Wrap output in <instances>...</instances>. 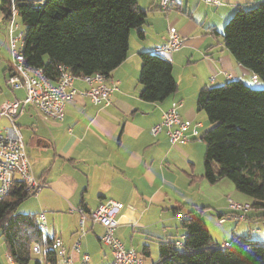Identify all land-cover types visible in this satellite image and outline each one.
<instances>
[{
  "label": "crops",
  "instance_id": "crops-1",
  "mask_svg": "<svg viewBox=\"0 0 264 264\" xmlns=\"http://www.w3.org/2000/svg\"><path fill=\"white\" fill-rule=\"evenodd\" d=\"M217 1L208 4L204 0H174L168 10L161 11L154 0H137L146 12L141 26L143 35L140 37L137 29L130 30L127 57L109 76L118 82L109 104L94 105L88 97L77 94L65 103L61 121L44 119L30 105L19 112L16 120L33 175L44 184L24 199L23 212L43 213L47 233L55 235L66 248L69 249L79 235V214L70 209L84 206L93 210L108 198L124 204L120 212L124 223L114 230V235L137 252L143 245H148L150 251L149 242L156 239L155 236L165 238L177 233L180 220L172 210L174 206L186 204L180 212L205 207L202 216L205 211L220 210L217 216L221 218V225L226 223L228 214L232 219L255 221L234 217L227 205L228 198L251 202L234 187L222 193L218 190L217 200L205 196L206 187L215 189L225 180L221 178L212 184L204 177L199 179L204 173L203 142L172 144L165 132L157 136L149 132L162 112L174 104H180L182 119L200 123L199 128H203L202 111L197 109L196 98L204 86L219 85L231 79L253 87L264 85L251 70L236 62L222 36L213 34L214 30H222L237 8L264 0ZM169 26H174L183 38L182 46L168 55L177 89L162 102H147L139 96L142 89L139 53L153 52V48L167 38ZM8 75L9 54L0 8V103L22 99L25 95L23 89L6 85ZM73 86L79 91L87 87L79 77L73 80ZM1 124L5 125L6 120L1 119ZM199 128L201 136L203 132ZM258 209L264 211L262 207ZM250 212L251 208L245 216L258 214ZM96 225L86 222L80 251L72 254L71 264H81L83 253L89 256V264H114L110 251V254L102 248L98 251L103 228ZM234 227L230 228V234L222 231V242L220 237L210 234L212 240L222 245L231 244L235 240L232 238L243 236L235 235ZM244 227L250 229V223ZM256 232L261 233L259 229ZM184 233L181 232L182 237ZM258 241L264 243V238ZM1 243L3 245V241ZM96 250L99 254L91 262L90 254H95ZM107 255L109 261L104 263L102 257Z\"/></svg>",
  "mask_w": 264,
  "mask_h": 264
},
{
  "label": "trees",
  "instance_id": "trees-1",
  "mask_svg": "<svg viewBox=\"0 0 264 264\" xmlns=\"http://www.w3.org/2000/svg\"><path fill=\"white\" fill-rule=\"evenodd\" d=\"M0 8L5 22L9 0H2ZM17 9L24 30V62L42 68L52 82L59 65L67 66L75 77L94 72L109 77L127 57L130 30L143 35L146 15L137 0H17ZM213 34L221 35L236 62L264 83V1L237 8ZM139 57L140 98L162 102L177 89L169 56L143 51ZM196 106L209 126L200 136L205 154L199 179L213 184L227 178L237 192L251 199V209L264 208V87L236 79L207 85L200 89ZM32 191L14 181L0 199V235L6 253L12 264H60L56 237L39 226V215L15 212ZM185 205L172 207L174 214ZM204 208L184 212L188 217L180 220L185 232L180 245L173 236L160 238L158 257L150 264H264V243L249 235L236 236L229 245L215 243L202 216ZM245 217L264 221V211ZM138 253L148 260L149 246L143 245Z\"/></svg>",
  "mask_w": 264,
  "mask_h": 264
},
{
  "label": "built area",
  "instance_id": "built-area-1",
  "mask_svg": "<svg viewBox=\"0 0 264 264\" xmlns=\"http://www.w3.org/2000/svg\"><path fill=\"white\" fill-rule=\"evenodd\" d=\"M27 1L43 3L44 0ZM154 2L159 10L166 11L174 0H154ZM204 2L218 3L217 0H204ZM16 17H18L17 0H9V14L4 22L9 54V75L5 78V83L12 89H23L25 95L22 99H7L0 103V199L9 192L14 181H19L32 190L44 185L33 175L31 160L26 153L25 143L16 120L25 106L30 105L36 108L44 119L61 121L65 103L75 95L88 97L94 105H107L111 93L117 90L118 84L116 80L106 77L101 72H94L90 75L78 76L87 85L86 89L79 91L73 86V80L76 77L65 65L57 67V79L55 82L50 81L42 68L25 64L24 30ZM182 44L183 38L179 32L174 26H169L167 38L154 47L153 52L169 55L179 49ZM212 81L213 77L210 78V82ZM179 107L180 104H174L164 110L159 121L150 127V134L157 136L165 132L172 144H185L192 140L201 141L198 132L201 124H193L190 120L182 119ZM1 119L6 120L5 125L1 124ZM228 206L238 219H244L246 211L250 208L248 203L236 202L231 198H228ZM123 208L124 204L113 198L105 199L95 209L89 211L82 207L71 208L70 211L79 214V235L69 249L60 239H55L54 248L60 263H72V254L80 251L81 235H84L86 222H89L102 226L101 242L109 248L115 264H147L134 248L128 247L123 240L114 235V230L124 223L121 221L120 214ZM176 217L182 220L187 218L188 214L181 212L176 214ZM39 220V226L46 230L43 213L39 214ZM131 225L135 226V223L132 222ZM176 245H180L179 240L176 241ZM39 252V247L35 246L34 253ZM81 258V264H89V256L86 253H83ZM7 259L10 264L13 263L9 255Z\"/></svg>",
  "mask_w": 264,
  "mask_h": 264
},
{
  "label": "rangeland",
  "instance_id": "rangeland-1",
  "mask_svg": "<svg viewBox=\"0 0 264 264\" xmlns=\"http://www.w3.org/2000/svg\"><path fill=\"white\" fill-rule=\"evenodd\" d=\"M16 20L19 22L20 21V18L19 17H16ZM264 87V85H263ZM197 99V98H196ZM200 117L203 119V123H204V127L203 128H199V131L202 133V132H205L207 129H208V123H207V118L205 116V113L201 112L200 114ZM194 142H202V141H198V140H192ZM191 142V141H190ZM205 146V145H204ZM224 182L220 183L219 185H217L214 188H208L206 187L205 188V196L209 199H215L217 200V196H218V190L222 193L223 190L227 191L230 187H234L233 183L227 179V178H224ZM226 195V194H224ZM222 196V195H221ZM225 198V196H223ZM220 201L223 203L224 202V199L221 198ZM218 205L219 202H217ZM228 205V203H227ZM24 211V201H22L20 203V205L16 208L15 212L16 213H25L23 212ZM218 211H205L203 213V219L206 223V226L210 232V234L214 237H220L219 238V241H223L224 238H222V231L223 232H227V233H231L232 230H230V228H232L234 225L236 227H234V229H236L234 231L235 235H247L249 234L251 238L253 239H256V240H259L261 238H264V229H263V226H264V221L262 220H255V221H242V220H236V219H232L230 218L229 214L227 215V217L225 218L226 220V223L221 225V223L219 222V218L217 216ZM256 212H261V209H251V212L250 213H256ZM235 217V215H234ZM236 218V217H235ZM246 223H250V229H246L244 227V224ZM96 226H100V225H96ZM256 229H259L261 231V233H257L256 232ZM47 230V229H46ZM45 230V232H47ZM183 230L178 226V231L176 234H174L173 236V239H177V240H183V237L181 236V232ZM144 232V231H143ZM228 234V238H230ZM156 239H153L152 241L149 242V245H150V251H151V257L146 260V262L148 263L149 261H151L152 259H156L158 257V241L160 240V238H163V236H155ZM84 238L83 235H81V239ZM2 240H1V236H0V264H10L8 259H7V253H6V250H5V247H3L2 245ZM142 247V246H141ZM140 247V249H141ZM102 248L104 250V252H106L107 254H110V250L107 246L101 244V243H98V251H101ZM98 251L96 250L95 254H90L91 256V262H94V259H96V255L98 253ZM99 254V253H98ZM94 258V259H93ZM103 258V261L104 263L109 261V256L107 255L106 257H102ZM112 261V259H111ZM61 264V263H60Z\"/></svg>",
  "mask_w": 264,
  "mask_h": 264
}]
</instances>
